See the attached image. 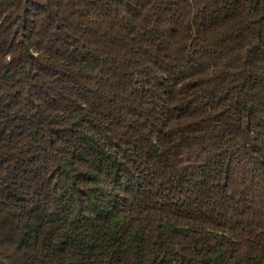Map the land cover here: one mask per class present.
Listing matches in <instances>:
<instances>
[{
	"label": "trees",
	"instance_id": "trees-1",
	"mask_svg": "<svg viewBox=\"0 0 264 264\" xmlns=\"http://www.w3.org/2000/svg\"><path fill=\"white\" fill-rule=\"evenodd\" d=\"M0 264H264V0H0Z\"/></svg>",
	"mask_w": 264,
	"mask_h": 264
}]
</instances>
